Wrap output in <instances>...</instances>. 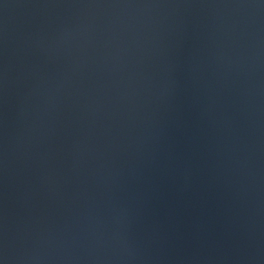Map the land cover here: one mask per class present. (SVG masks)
<instances>
[{
    "label": "water",
    "instance_id": "water-1",
    "mask_svg": "<svg viewBox=\"0 0 264 264\" xmlns=\"http://www.w3.org/2000/svg\"><path fill=\"white\" fill-rule=\"evenodd\" d=\"M0 264H264V0H0Z\"/></svg>",
    "mask_w": 264,
    "mask_h": 264
}]
</instances>
